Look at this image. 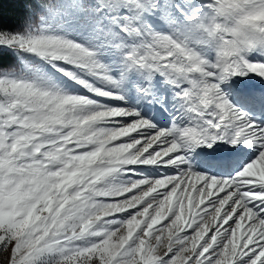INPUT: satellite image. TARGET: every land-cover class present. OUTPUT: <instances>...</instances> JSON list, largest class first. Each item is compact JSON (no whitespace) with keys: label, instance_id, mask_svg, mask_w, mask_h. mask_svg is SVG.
Instances as JSON below:
<instances>
[{"label":"snow or ice","instance_id":"snow-or-ice-1","mask_svg":"<svg viewBox=\"0 0 264 264\" xmlns=\"http://www.w3.org/2000/svg\"><path fill=\"white\" fill-rule=\"evenodd\" d=\"M26 7L0 25V264H264V0Z\"/></svg>","mask_w":264,"mask_h":264},{"label":"trees","instance_id":"trees-1","mask_svg":"<svg viewBox=\"0 0 264 264\" xmlns=\"http://www.w3.org/2000/svg\"><path fill=\"white\" fill-rule=\"evenodd\" d=\"M28 3L31 0H0V25L10 28L23 25L30 14ZM5 63H15V57H6Z\"/></svg>","mask_w":264,"mask_h":264},{"label":"bare ground","instance_id":"bare-ground-1","mask_svg":"<svg viewBox=\"0 0 264 264\" xmlns=\"http://www.w3.org/2000/svg\"><path fill=\"white\" fill-rule=\"evenodd\" d=\"M243 79V83H242V85H247V84H249L250 86H248V87H243V88H245V89H247L248 91H250V92H254V88L255 87H259V89L260 88H262V87H264V85H262L260 82H256L255 80H253L252 78H242ZM258 89V90H259ZM258 90H256V91H258Z\"/></svg>","mask_w":264,"mask_h":264},{"label":"rangeland","instance_id":"rangeland-1","mask_svg":"<svg viewBox=\"0 0 264 264\" xmlns=\"http://www.w3.org/2000/svg\"><path fill=\"white\" fill-rule=\"evenodd\" d=\"M248 86H250V85L249 84L242 85V87H248ZM255 88H256V90L259 89V87H255ZM152 115H153L154 118H156V119H158L160 121H163L164 119H167L168 118V115L169 114L168 113H165L163 116H159L155 112H153ZM149 174H156V170L155 169L149 170ZM3 259H4V254L0 253V261H2Z\"/></svg>","mask_w":264,"mask_h":264}]
</instances>
